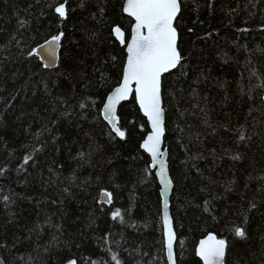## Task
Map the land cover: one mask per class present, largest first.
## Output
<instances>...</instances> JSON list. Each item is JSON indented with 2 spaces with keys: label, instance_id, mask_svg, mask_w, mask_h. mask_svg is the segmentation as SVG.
Listing matches in <instances>:
<instances>
[{
  "label": "trees",
  "instance_id": "obj_1",
  "mask_svg": "<svg viewBox=\"0 0 264 264\" xmlns=\"http://www.w3.org/2000/svg\"><path fill=\"white\" fill-rule=\"evenodd\" d=\"M62 2L0 0V196L15 194L0 199V260L168 264L148 121L134 96L118 110L125 138L102 117L126 60L113 33L130 38L125 0H68L67 18ZM178 21L182 67L163 77L177 264H203L209 233L229 241L226 264H264V0H182ZM61 31L45 68L32 50Z\"/></svg>",
  "mask_w": 264,
  "mask_h": 264
},
{
  "label": "snow or ice",
  "instance_id": "obj_2",
  "mask_svg": "<svg viewBox=\"0 0 264 264\" xmlns=\"http://www.w3.org/2000/svg\"><path fill=\"white\" fill-rule=\"evenodd\" d=\"M68 0H63L55 7L54 11L61 18H67L69 7ZM81 6H83L81 4ZM182 0H125L122 6V13H126L134 23L130 28V39H126V33L119 25H115L113 32L119 39L121 45L126 47V60L123 63L121 80L111 94L107 96V102L103 105V117L112 127L115 135L120 138L126 137V131L118 126L119 117L117 116V106L121 101L126 100L131 95H135V100L139 104L140 110L147 118L150 124V131L143 139L141 148H143L151 157V167L159 169L158 175L160 183L164 189V213L163 226L166 238L167 260L171 264H177L173 251V241L175 233L172 226V218L168 212L167 194L172 184L168 174L166 162V153L162 151V143L165 135V114L163 100V80L165 74H170L172 70L182 67L184 57L179 49V21L181 13ZM26 21H21L23 25ZM191 31V29H189ZM64 36L61 31L51 37L45 44H41L39 49H33L41 59L53 60L56 57V50ZM48 63L44 64L47 68ZM85 107V105H81ZM239 133V140L246 139L244 126L236 129ZM83 155V154H81ZM234 156L233 159H238ZM31 159V156L24 158L25 163ZM0 175L3 170L0 169ZM67 191V189H65ZM3 189H0V193ZM15 194L9 190L8 194L0 196L7 208L14 203L12 197ZM102 197H107V202L111 203L112 193L102 191ZM254 207V205H252ZM245 223H246V214ZM112 219L117 218L123 224L125 213L117 208L111 213ZM135 227V225H132ZM234 236L246 238L247 233L243 225L234 226L232 229ZM111 235V233H109ZM56 239L55 237L53 238ZM104 239V238H101ZM119 243V242H115ZM229 246L226 238H218L215 234L209 233L205 239L199 241V247L196 250L203 264H225V255ZM111 251V248L108 249ZM112 260L116 264H123L117 253L112 254ZM0 264H4L0 260ZM66 264H77L76 259H68ZM97 264V262H92ZM139 264V262H138Z\"/></svg>",
  "mask_w": 264,
  "mask_h": 264
},
{
  "label": "water",
  "instance_id": "obj_3",
  "mask_svg": "<svg viewBox=\"0 0 264 264\" xmlns=\"http://www.w3.org/2000/svg\"><path fill=\"white\" fill-rule=\"evenodd\" d=\"M126 16H128L126 13H124ZM129 17V16H128ZM130 18V17H129ZM132 19V18H131ZM133 23H134V21H133ZM114 33V32H113ZM114 36H115V34H114ZM115 38L119 41V39L115 36ZM51 39V38H50ZM49 39V40H50ZM130 39V38H129ZM48 41V40H47ZM43 44H45L46 45V42H44ZM37 49H39V46H38V48ZM60 50H61V41H60V43H59V46L57 47V50H56V52H57V54H56V57L54 58V61L53 60H46V59H41L40 58V56H38L39 58H40V60L42 61V63L43 64H45V63H48L49 64V66L47 67L48 69H54V68H56L57 67V65H58V63H59V59H60ZM175 70V69H174ZM174 70H172V71H174ZM166 75V74H165ZM162 80H163V78H162ZM117 87V86H116ZM112 92V91H111ZM111 92L109 93V94H111ZM132 96H134L135 97V95L133 94V95H131L130 97H128L126 100H124V101H121V103L117 106V116H118V109H119V106L122 104V103H124V102H127V101H129L131 98H132ZM106 102H107V98H106ZM105 102V103H106ZM137 104H138V102H137ZM138 106H139V104H138ZM142 112V111H141ZM142 114H143V112H142ZM143 116H144V114H143ZM102 117H103V108H102ZM119 117V116H118ZM104 118V117H103ZM147 119V118H146ZM105 120V119H104ZM106 121V120H105ZM108 124H109V122L108 121H106ZM165 123H166V114H165ZM118 124H119V120H118ZM149 124V123H148ZM110 125V124H109ZM111 126V125H110ZM112 128V127H111ZM149 128H150V124H149ZM151 130V129H150ZM164 144H165V135H164V138H163V143H162V146H161V148H162V151H164L165 153H166V162H167V158H168V153H167V150L166 149H164ZM142 150L144 151V152H146L143 148H142ZM147 153V152H146ZM148 155H149V157H150V154L149 153H147ZM150 160H151V157H150ZM167 166H168V163H167ZM152 168V167H151ZM154 169V173H155V176H156V178H157V181L159 182V184L161 185V190H160V193H161V196L164 198V200H165V196H164V189H163V185L160 183V180H159V175H158V172H159V169H158V167L157 168H153ZM168 174H169V177H170V179H171V181H172V178H171V175H170V173H169V168H168ZM172 190H173V181H172V184H171V186H170V188H169V190H168V194H167V201H168V198H169V196H170V194H171V192H172ZM103 201L104 202H106L107 204H110V203H108L107 202V197H104V199H103ZM168 212H169V215H170V217H171V212H170V209H169V207H168ZM172 218V217H171ZM172 226H173V230H174V233H175V239H174V241H173V251H174V254H175V257H176V252H175V246H176V241H177V233H176V230H175V227H174V224H173V219H172ZM206 238V237H205ZM205 238H203V239H205ZM164 239H165V247H166V238H165V235H164ZM202 240V239H201ZM198 247H199V244H198V246H197V249H198ZM226 253H227V251H226ZM199 257V256H198ZM166 258H167V250H166ZM200 258V257H199ZM201 259V258H200ZM176 260H177V258H176ZM202 260V259H201ZM225 260H226V255H225ZM167 262H168V264H171V262L170 261H168L167 260ZM203 262V261H202ZM225 264H226V262H225Z\"/></svg>",
  "mask_w": 264,
  "mask_h": 264
},
{
  "label": "bare ground",
  "instance_id": "obj_4",
  "mask_svg": "<svg viewBox=\"0 0 264 264\" xmlns=\"http://www.w3.org/2000/svg\"><path fill=\"white\" fill-rule=\"evenodd\" d=\"M180 38V37H179ZM61 42H62V40H61ZM133 97V96H132ZM137 102V101H136ZM120 107V106H119ZM164 107H165V104H164ZM119 110V109H118ZM141 111V110H140ZM142 113V112H141ZM103 120H104V118H103ZM105 121V120H104ZM106 122V121H105ZM107 123V122H106ZM108 124V123H107ZM109 125V124H108ZM110 126V125H109ZM110 128H111V126H110ZM150 129V128H149ZM111 130H112V128H111ZM113 131V130H112ZM114 132V131H113ZM165 135H166V126H165ZM143 142V141H142ZM142 144V143H141ZM164 146H165V144H164ZM142 149V148H141ZM164 149H166L167 150V153H168V158H167V163H168V168H169V173H170V163H169V151H168V148L167 147H164ZM150 169L151 170H153L154 171V169L153 168H151V160H150ZM158 184H159V182H158ZM159 186H160V190H161V185L159 184ZM173 189H174V181H173ZM172 193H173V190H172V192H171V194H170V196H169V198H168V207H169V209H170V212H171V197H172ZM160 195H161V193H160ZM103 199H104V197H102V195H100V201L102 202V203H105V204H107L106 202H104L103 201ZM164 198L161 196V206H162V225H163V213H164ZM171 217H172V219H173V216H172V213H171ZM173 224H174V220H173ZM175 227V226H174ZM176 230V229H175ZM163 231H164V226H163ZM177 233V232H176ZM177 240H178V235H177ZM176 243H177V241H176ZM176 247V246H175ZM165 250H166V247H165ZM176 252V251H175ZM166 260H167V258H166ZM168 263V262H167Z\"/></svg>",
  "mask_w": 264,
  "mask_h": 264
}]
</instances>
